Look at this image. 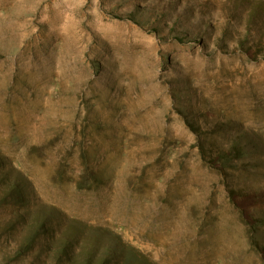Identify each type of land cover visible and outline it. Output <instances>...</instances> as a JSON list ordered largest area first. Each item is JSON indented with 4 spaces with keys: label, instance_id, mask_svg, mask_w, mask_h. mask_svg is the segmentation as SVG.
<instances>
[{
    "label": "rangeland",
    "instance_id": "374dc122",
    "mask_svg": "<svg viewBox=\"0 0 264 264\" xmlns=\"http://www.w3.org/2000/svg\"><path fill=\"white\" fill-rule=\"evenodd\" d=\"M0 264H264V0H0Z\"/></svg>",
    "mask_w": 264,
    "mask_h": 264
}]
</instances>
